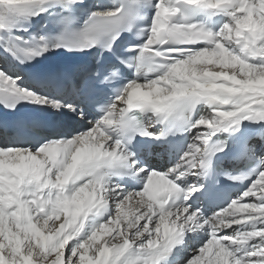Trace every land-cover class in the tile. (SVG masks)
<instances>
[{"label":"snow or ice","instance_id":"obj_1","mask_svg":"<svg viewBox=\"0 0 264 264\" xmlns=\"http://www.w3.org/2000/svg\"><path fill=\"white\" fill-rule=\"evenodd\" d=\"M81 3L0 0V104L9 111L21 102L66 110L85 124L35 147L0 144V264H264V167L229 175L248 186L207 217L196 204L208 189L185 183L189 175L207 176L212 157L227 147L213 136L242 121L264 122V0H120L90 11L69 32ZM145 7L153 16L138 28ZM49 8L66 13L60 36L17 34ZM217 11L228 19L216 31L187 22ZM133 29L143 42L115 51L120 33ZM94 46L111 57L74 75L40 77L71 99L21 87L22 76L2 64L3 56L24 65L59 47ZM121 65L134 70L132 79ZM201 104L208 112L194 119ZM89 108L98 117L89 119ZM165 122L167 129L148 130ZM172 129L192 133L178 161L163 171L140 165L136 136L161 140ZM246 151L264 165V152ZM233 225L250 228L227 234Z\"/></svg>","mask_w":264,"mask_h":264},{"label":"bare ground","instance_id":"obj_2","mask_svg":"<svg viewBox=\"0 0 264 264\" xmlns=\"http://www.w3.org/2000/svg\"><path fill=\"white\" fill-rule=\"evenodd\" d=\"M154 2H155V0H153V3ZM81 5H83L85 7L86 11L87 10H95L98 7V0H82ZM145 9H146V11H149L150 14H153V12H154V9L151 7H145ZM52 11H60V9L59 8H49L44 13L40 14L41 15L40 18H33L32 19L30 25L28 26V32H20L17 34L23 36L25 39H27L29 36L42 37L40 35V32L43 28V24H44L45 20L47 19V16ZM33 29H38V30L29 35V32ZM62 52H65V49L63 47H59V48H56L54 50L45 52L42 56L38 57L37 59H34V61L36 64L39 65L40 68H42L45 66L44 60H47V59L51 60L52 56L54 54L60 55ZM35 63L31 62V63H27L24 65L17 66V65H13L11 63L10 57H2L3 66L6 67L11 74L22 76V82L21 81L17 82L21 87H31L28 84L27 79L24 77V74H23L24 72L22 71V69H33L35 66H37ZM48 88L51 89V87H48ZM58 90L59 89L55 88V91H58ZM64 96H68V93L65 92ZM207 112H208V109L205 105H203V104L198 105L194 114H193V118L194 119L198 118L200 115H204ZM59 113L61 116V120H65L66 116L71 117V115L66 110L61 111ZM242 122H247L250 125L249 135L245 139L246 140V146L253 148V150L257 153V155L261 154V152H264V122H260V123H254V122H249V121H242ZM228 134H229V132L217 133L215 136L212 137V140L215 138L226 137ZM191 136H192V133L187 132L188 143L191 141ZM4 141H5L4 137L0 136V144L4 143ZM247 156L248 157H254L252 155V153L248 152V151H247ZM179 157H178V159H179ZM177 161L178 160H171V162L169 163V157L167 156L166 152H164L162 155V159L156 158V159L152 160L151 162H152L153 168H158V169L163 171L165 169L171 168ZM262 167H264V165H262ZM185 183L198 186V185H200V179L197 176L189 175V176H187ZM238 196H240V195H238ZM238 196H236L234 199H236ZM101 215H103V213H101ZM248 228H250L249 225H233V227L228 228L225 231L227 234H233L238 230L243 231V230H246ZM193 235H195L198 239L206 238V234L203 232H197V233H194ZM169 259H171V257H169Z\"/></svg>","mask_w":264,"mask_h":264}]
</instances>
